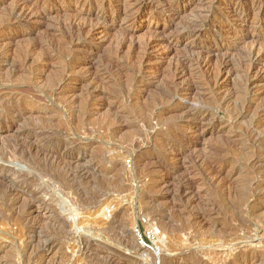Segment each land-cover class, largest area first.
<instances>
[{
  "label": "rangeland",
  "instance_id": "1",
  "mask_svg": "<svg viewBox=\"0 0 264 264\" xmlns=\"http://www.w3.org/2000/svg\"><path fill=\"white\" fill-rule=\"evenodd\" d=\"M136 2L0 0V264H264V164H246L264 84L242 118L251 40L232 39L253 29L222 12L198 40L188 33L209 5ZM214 46L210 68L233 72L217 96L184 65Z\"/></svg>",
  "mask_w": 264,
  "mask_h": 264
},
{
  "label": "bare ground",
  "instance_id": "2",
  "mask_svg": "<svg viewBox=\"0 0 264 264\" xmlns=\"http://www.w3.org/2000/svg\"><path fill=\"white\" fill-rule=\"evenodd\" d=\"M145 1L146 0H137L136 3H139L140 7H139L138 10H136V13H139V11L142 12V11H144L147 8V5L144 4ZM189 1L190 2L191 1L197 2V4L201 3V6H203V7L205 5H209L210 6V7H206L207 8L206 9L207 12H205L206 14L202 15L201 17H199L200 21L195 22L194 28L192 29L191 32L188 33L189 35H192L194 38H196L198 40L204 39L209 34L210 35L214 34V36H215L217 31L214 28L208 27V26H210V23H212V20L215 19L217 16H219L222 12L223 13L224 12H228V17H230L233 22H235V23H237L239 25V29L242 32H244V30L249 29V28L253 29L252 33L249 32V30H248V31H245L244 35L242 33L239 36H237L235 34L234 38H232L234 44H239L240 42H242L245 39H246V41L247 40H251V46L249 47L246 56L243 58L244 62H243V67L242 68H244V69H243L242 75H241L242 78H243V80H242L243 81L242 90L244 92V95L246 96V101H245L246 103L245 104L243 103V107L241 106L242 107L241 108V110H242L241 117L242 118L247 117L249 115V112L251 111V108L254 105V102H255L254 99H255L256 95L258 94L259 91H261L260 86L262 84H264V42H263L264 41V35L259 32V30L264 29V0H228L227 2H220L219 0H189ZM99 3L100 2L98 1L97 4L99 5ZM20 4L16 5V8L14 9V12H18L19 11L18 13L21 12L22 13L21 14L22 17L31 18L32 15H34V10L32 9L33 7L32 6L28 7V5H26V4H22V5H20ZM213 5H217V7L215 8V7H213ZM133 11H134V8H133V5L131 3L130 4L121 3V4H119L116 12L119 13V14L123 13V14H126V15H131L132 13H134ZM173 11H174V8L171 7L170 8V12H173ZM36 14L38 15V13H36ZM105 19H107V18L105 17ZM26 20H28V19H26ZM225 20H226L227 23H230V19L227 18ZM187 28H191V27H187ZM93 31H92L93 32V36L95 37L96 35H98L100 33L101 30L95 28ZM89 32H90V30H89ZM78 51H79V49H78ZM220 52H221V50L218 49L217 47H215V46L214 47H210V48H208L207 51L204 50L203 52H201L200 56L197 59L195 58V60H192V61L189 60L188 63L184 62V65H186V66L190 62L193 65H195V67L197 66L198 69H200V71H202V73L204 74V75L203 74L202 75L204 76L205 87H208L209 90L214 95H216V94L220 95V91L222 92V90L224 89L223 85H220L219 82H218L219 77L222 74L230 75V76L233 74L232 70L230 69V67H232V66H230L229 61H222V59H221V63L218 64V67L216 68V70H213V69L210 68V64H211L212 60H214V59L216 60L217 57L221 56ZM191 65L189 67H191ZM175 73H176L175 77H177L178 79L185 78V77H187L186 75L189 74L188 72L186 73V71L184 72L183 70L179 71V72L176 71ZM200 79H202V78H200ZM202 87L204 88V86H202ZM219 102H220V104L224 103L223 100L222 101L219 100ZM178 103H180V102H178ZM217 103H218V100H217ZM182 106H183L184 109H188L191 105L185 103ZM237 117H238V115H237ZM251 125H252V127H254V129L252 128L254 131L251 132V133H253L251 137H252V139H254L253 148H252L253 149V152H252L253 155L250 156L251 158L249 157L250 161L247 158L249 163L246 161L247 162L246 164L249 165V168L251 167V168H253L256 171H259V169H258L259 167L258 166H263L262 164H264V135L260 139H258V137H257V131H258L259 127L262 126V124L260 122H257V121L253 120ZM251 133H250V135H251ZM216 166H218V165H216ZM245 167H247V165ZM220 168H222V167H220ZM3 171H4V173H3L4 177H6L8 179H12V180L16 179L17 177H19L21 175V170L13 167L12 165L3 166ZM217 175L218 174H216V176ZM211 177H215V176H211ZM217 179H218V177H217ZM16 180H18V179H16ZM253 183H255V182H253ZM254 186H255L254 187L255 190H259L261 192V190L264 189V181L256 182L254 184ZM260 197L261 196L258 194L256 196V198L254 196V197H252L253 199H249V201L253 200V202H254V200L260 199ZM9 206L11 208H14L16 206V204L12 203ZM37 209H38V211L42 210V209H39V208H37ZM92 237H93L92 235H91V237H86V236L85 237L84 236L81 237L80 236V243L78 241V243H79L78 249L81 252H83L84 254L86 252H88L89 249L92 246V243H93L92 242L93 240H91ZM44 248H45L46 251L51 250V247H50L49 244L44 245ZM131 249L136 251V252L138 251V248L135 247V246H132Z\"/></svg>",
  "mask_w": 264,
  "mask_h": 264
}]
</instances>
